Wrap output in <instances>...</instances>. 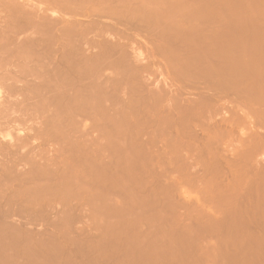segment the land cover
I'll use <instances>...</instances> for the list:
<instances>
[{
    "label": "rangeland",
    "instance_id": "rangeland-1",
    "mask_svg": "<svg viewBox=\"0 0 264 264\" xmlns=\"http://www.w3.org/2000/svg\"><path fill=\"white\" fill-rule=\"evenodd\" d=\"M129 1H132L133 5L138 3L136 0ZM153 4H155V8L160 9L161 14H165L163 17L164 22L166 20H172L173 30L178 37V42L174 43L176 44V48L179 47L176 53L182 52L180 54L182 58L184 57L183 59L187 58L188 60L194 56L195 59L193 58V60L196 62V67H199L201 62L200 67L208 69V82L206 80L204 81L203 74L197 77L195 76V79H193L194 77H185L187 73L182 77L179 73L168 67L166 64L167 58L160 49L162 42L152 37L151 31L149 32L145 27L140 28V23L136 19L122 17L117 21L115 18L102 17L101 20L104 22L117 21L118 27L112 31V34L119 36L124 43L126 49L124 57L141 62L144 65L143 75L149 88L161 90L172 87L173 91L168 93L167 98L173 100L182 96L186 101L196 102L199 98L203 97V94L207 95V97H204L206 101L208 98V102L205 101V104L207 105L208 103V105L201 115L191 119V124L188 126L189 129L186 131L187 133L180 137L181 143L177 140V145L178 143L181 145L179 150L182 152L180 151L181 153H179L178 150L179 154L177 153L178 155L175 156V153L173 157L172 152L174 150L177 152L178 148L173 141L175 137L157 130L153 121L149 124L152 127L147 128L148 132L155 133L156 135H115L114 140L119 139L120 146L126 148L129 155L132 154L130 150L139 153L140 159L137 158V160L134 154L132 155L137 168L132 165L133 160H131L128 168L130 177L128 175L125 176L126 174L124 177L123 171L125 170H121V168H125V166L122 164L123 166L121 167V165L117 164L119 171L116 170V167H113V169L116 170L117 175H119V172H122V174L120 176H114L115 178L111 184L112 189L116 190L115 192L111 191L113 195L111 192L109 194L105 193L107 197L103 200L99 197H90V199L89 197L85 196L83 198L84 196H81L71 203H61L63 208L74 206L76 213H72V216H64V218L60 217L59 214L52 215V217L47 216L49 218L36 216L37 218L30 219L32 220L31 222L29 220L28 224H33L30 227L27 222L25 223L23 217H19L20 219L17 218L18 220L22 219V224L23 222L25 223V228L31 234L30 232L27 234L28 230L24 229L26 232L18 231V234L20 232L19 236L15 233L18 236L17 238L14 234L11 235L15 237L14 241L12 240L14 244L15 241L18 242L17 240H19V244L21 245L16 243L17 246L12 245V243L10 245L9 237L6 234L3 235L4 237H2H7L6 239L9 242L5 239L6 244L3 245L8 246L4 247L1 244V264H7L8 262L6 261H9L8 264H81L82 262V264H264V0H156V3ZM154 6H151V8L153 9ZM155 8L154 10H156ZM171 10H175L176 13L174 11L173 13L175 14H173ZM220 35L223 39H219ZM185 36L188 38L186 39ZM223 36L225 37L224 49L228 51L229 43L234 42L231 44L232 46H229L233 48L235 45L234 50L230 51L231 49L229 48V52L224 49L220 51L221 44L224 41ZM227 38H231L230 42ZM216 41H222L219 44L220 49L217 47L218 43ZM187 42H190L188 44L193 42L197 47L194 44L192 46L196 49L198 48L196 50L192 47L195 50H192V56L189 54L191 56L190 58H188L189 56L186 52L189 51L188 53H191V50L189 49L184 52L186 50L185 46L187 47ZM199 48L203 51L199 50ZM223 56L226 57L228 62H233L234 65H232L233 63H227L225 60L226 63H224L221 60L222 58L225 59ZM202 58L206 62H204L206 65L202 63ZM199 59L200 62H198ZM232 66L235 68L234 72L238 71L240 73V71L244 72L247 70L245 71L247 73L244 72L246 75L241 73L243 76L245 75L246 79L244 80V77L241 78L237 72L236 74L233 73V70H231L233 69L231 68ZM198 67L197 69H201ZM232 73L236 75L234 79ZM113 74L114 71L112 69H105L101 74V78L106 83L111 82ZM215 78L218 80L222 78V80L219 82L215 81V85L213 86ZM251 89L256 92H253V94L255 93L254 97L248 92V90L252 92ZM17 115L15 114V116ZM24 117L27 119L26 122L24 121L25 119H22ZM24 117L16 118L11 120V122L7 120L9 123L6 122V119L0 120L1 143L14 142L15 147L17 146L22 152L32 151L36 148L41 150V152L46 151L48 156L57 154L56 149H59L60 146L59 140L51 139L46 141V135H34L39 131L37 128H39L42 122V116L39 118L32 117L33 119H28L27 116ZM33 121L39 122L35 124ZM88 123L91 124L89 120H87ZM31 124H34L36 129L30 131L29 135L17 134V129H22ZM6 132H10L12 135H2ZM64 136L66 140H79L83 147H86V145L91 147L96 145L98 147L99 144L101 146L102 143L107 141V136L97 135V131H93V135L88 136ZM116 136H118L117 139ZM127 142L132 144L130 145ZM150 142H153V144L156 142L154 144L156 145L155 149L153 148L154 145ZM140 144L143 146H140ZM168 144L172 145L168 146ZM167 147H169L168 150ZM171 150L173 151L171 152ZM108 152L109 149L103 148L101 151L103 155L100 154V157L102 158ZM149 155L153 156L151 157L153 160L150 159ZM168 155L171 157L172 162L168 160L170 159ZM179 155L180 157L182 156L181 159H184L183 161L178 159ZM147 157L152 161L154 168L152 166H146L145 161V165L140 163L139 160L143 159L149 161ZM177 159L178 161L176 162ZM155 161H159L160 163L157 162V164L159 163L161 166H156ZM168 162H170V165ZM173 162L177 167L173 166ZM148 167H150V171ZM146 169L148 177H153L148 178L147 174L145 175ZM142 174H144L143 176L145 178ZM210 175L214 177V180L213 177L210 179ZM116 177H119V180ZM120 178H123V180ZM125 178L127 180H124ZM208 178L210 182H208ZM93 179L89 181L84 179L87 181L84 184L88 187L90 186L89 191L95 192L96 190L98 191L101 184H99L97 179ZM146 180H148V183ZM141 182L144 184L141 185ZM124 183H131L127 185H130L127 187V193L124 190L126 186H122L125 185ZM208 183L213 185L216 183L218 190L224 196L222 197L219 191L216 190V185H208ZM102 184L107 185L106 183ZM120 184H122V187ZM94 186L95 188L97 187L96 190H94ZM137 187L142 194L138 193L139 190L136 189ZM141 187L144 189H141ZM252 189H254V192ZM120 190L123 192L121 193ZM170 191L172 193L171 197L169 196L171 194ZM162 192L166 193L170 198L167 196V198H164L165 196ZM225 192L230 195H225ZM137 193L138 196L136 197ZM88 194L90 195V193ZM234 194L236 197L240 196V198L237 197V200L234 199ZM147 195L151 196V198ZM218 196L222 199H218ZM231 197L233 198L230 199ZM225 198L227 200L230 199L229 204H226L227 200ZM145 199H147L148 205ZM91 203L94 205L92 206ZM102 203H106V205L108 203L107 206L111 207L112 214H105L103 216L91 213L90 215L89 212L86 213L84 211V209H90V212H93ZM154 211L155 214L153 213ZM8 220L7 223H15V220ZM87 224L90 225L88 226ZM86 226H88L90 231ZM150 226V229L153 228L152 230L154 231L149 229ZM44 227L49 228L45 229ZM158 227L159 230L157 231ZM84 228L85 232L81 231ZM164 230L167 231L164 232ZM183 230H185V234ZM133 232L135 235L137 234L136 238ZM147 232L150 233L148 234ZM258 233L260 234L259 237L257 235ZM170 234L174 236L171 238ZM182 234L185 236L183 237ZM251 234L254 235L251 236ZM126 235L128 236L126 237ZM173 237L174 240H172ZM180 238L182 242L179 241ZM41 240H44V242ZM138 240H141L140 243L142 242L143 244H139ZM176 240L178 241L176 242ZM188 241L190 245L187 243ZM35 250L36 253H34ZM167 250L169 252H165ZM151 253H153L152 259ZM13 254L15 255L13 256ZM149 254L151 260L149 259ZM2 255L5 257L3 258ZM8 255L10 257L13 256L15 259L13 257L10 258ZM117 257H119V260ZM159 257L164 260H159ZM79 260L80 263H77ZM46 261H50V263Z\"/></svg>",
    "mask_w": 264,
    "mask_h": 264
},
{
    "label": "bare ground",
    "instance_id": "bare-ground-1",
    "mask_svg": "<svg viewBox=\"0 0 264 264\" xmlns=\"http://www.w3.org/2000/svg\"><path fill=\"white\" fill-rule=\"evenodd\" d=\"M136 1L138 3L133 5V2L129 0H0V120L6 119V122L9 123V121L7 120H10L11 122V120H14L16 118L19 119L24 116H27L28 119L39 118L40 116H42L41 124L43 123V125L42 126L41 124L39 125V128H37V130L39 129V131L34 135H46V139H47L46 141H49L51 139L53 140L56 139L60 141L59 149H56L57 154L51 156L50 155L48 156L46 154V151L43 150L44 152H41V150H38L36 148L33 149L32 151L22 152L21 149H19L17 146L15 147L14 142L1 143L0 141V155H1L0 157V237L2 239V241L0 239V247L1 244L2 245L6 244L5 239L7 237H9L10 242L7 239L6 240L9 242L10 245L11 243L13 245L14 238L15 237L17 238L20 235V232L18 234V231L28 230L25 228L24 224L26 222L28 224L29 220L34 217L37 218L36 216L52 217V215L55 216L56 214L57 215L59 214V216L62 218H64V216L67 217L69 215L72 216V213L75 212L74 206L63 208V205H61V203H68V202L71 203L73 200L75 199L77 200L81 196H84L83 198H85V196L89 198L99 197L100 199L103 200L104 198L107 197L105 193L109 194L111 191L115 192L116 189L115 190L112 189L111 183L115 178L114 176L118 174L116 172V170L119 169L117 168V164L121 165V167L124 165L125 168L124 167L121 168V170L122 169L125 170L123 171V176L126 174L125 176L128 175V177H130L128 168L130 166L131 160H133L132 165H134V167L137 168L134 164L135 161L132 155L134 154L136 160L137 158L140 159L139 153L137 151L133 152L130 150L132 154L129 155V152L126 150V148H122L120 146L119 139H117L118 136H116L117 140H114L115 135H156L155 133L148 132V128H147V127L149 128L152 127V126L150 127L149 124L153 121L154 126L157 130H160L164 134L167 133V135H173V137H175L173 141L178 148H177V152L176 150L174 151L171 150V152L173 151L172 153L174 157L175 153H176L175 156H177L179 153L182 152L181 150H179V147L181 146L179 145L181 143L180 137H182L183 134L187 133L186 131L189 129L188 126L191 124V119L201 115L203 110L208 105V103L207 105L205 104L206 102H208V98L206 101L205 97H207V95L204 94L203 97L199 98L200 101L198 100L196 102L195 101L190 102L184 100L182 96L174 100L167 98L168 93H171L173 91L172 87H168L167 89H161V90H155V89L153 90L152 88H149L148 83L143 75L144 65L141 62H136L132 59H128L124 57V55L126 54L124 43L121 41L119 36H114L112 34V31L118 27L117 21H119L122 17H127L129 19H136L137 22L140 23L139 25L140 28L145 27L146 30H148L149 32L151 31L150 33L152 37L162 42L160 49L167 58L166 64L168 65V67H170L175 72L179 73V75H181L182 77H184L185 76L184 74L187 73L185 77L187 76L188 78L194 77L193 79H195V76L197 77L203 74L205 78L204 81L206 80V82H208L207 81L208 69H206L205 67H202L203 68L202 69L200 67L201 65L200 59L198 61L200 62V65L199 67L198 66L197 67L201 69H197L196 62L195 60H193V58L195 59V57L193 56L192 59L190 58L193 55L192 50L195 48L194 46H192V44H194L193 42H191V44H188L190 42L186 43L187 45V47L185 46L186 50L183 47L185 50L184 52H186L189 49L191 50L190 51L191 53H188L189 51L186 52L190 60H188L187 58L183 59L184 57L182 58V56L180 55L182 52L181 53L178 52V54L176 53L177 49L179 50V47L176 48V44L174 43L178 42L177 39L178 37L176 36L175 31L173 30L174 27L171 22L172 20H169L170 22L168 20L164 22L163 17L165 14L164 15L161 14L160 9L155 8L154 6L155 4H153L156 3V0H136ZM150 5L152 7L154 6L156 10H154V8L152 9ZM174 11L175 10H171L172 13ZM102 17H108L111 19L115 18L117 19V21L113 20L112 22L111 21L104 22L101 20ZM185 38L187 39L188 37L185 36ZM219 39H223L221 38V35L219 36ZM227 39H229L230 42L231 38H227ZM220 42L216 41V43H218V45L216 44L218 48L220 47L219 46V44H221ZM233 43H229L230 44L229 46H232L231 44ZM196 44L194 45L197 47ZM223 46L225 47V37L223 43L221 44V49L219 48L220 51L224 49ZM229 46H228V51L225 49L224 50L227 52H229V48L231 49L230 51L234 50L235 45L233 48ZM200 48L199 50H202ZM189 54H191V56ZM203 58L205 57L203 56ZM203 58H202L203 61L202 63L205 64L206 62L204 61ZM221 60H223L224 63L226 62L229 64L233 63V62H228L226 57L225 59L222 58ZM193 62L195 64V67ZM232 65H234V63ZM231 68H233L231 69L233 70L232 71L233 73L235 74L236 72L238 73V71L234 72L235 69L234 66H232ZM105 69H112L114 71L111 82L106 83L101 78V74L104 72ZM244 72L240 71V73L238 74L241 76V78L244 77L243 79L245 80L246 79L245 73L247 72L245 73ZM241 73L245 75L243 76ZM235 74H233L234 75L233 79L236 76ZM221 77L223 76L221 75ZM216 78L214 79L213 86L215 85V81L219 82L220 80H222V78L220 80ZM249 90H250V86H249ZM249 90L248 92L250 93V95L254 97V94L256 92L253 91L252 89H251L252 92ZM253 92L255 93L253 94ZM45 113L47 114L45 115ZM15 114L18 115L15 116ZM22 119H25V117ZM26 120L27 119H25L24 121L26 122ZM87 120H89L91 124L90 123L87 124ZM38 122H34V123L36 124ZM34 129H36L34 124L33 125L31 124L26 127H23L22 129L21 128L17 129L16 131H18L17 132L18 135H29V132L32 130L34 131ZM93 131H97V135L107 136L106 137L107 141L102 143L104 145L101 144V146H99L100 145L99 144L98 147L96 145L92 147L86 145V147H83L79 140H75V141H72L70 139L66 140L64 136V135L88 136V135H93ZM2 135H12V134L10 132H6ZM177 140H179L180 142L178 143L179 146L177 145ZM129 144L131 145L132 143ZM151 144H153V142ZM175 144L173 145L175 146ZM141 145L142 144H140V146ZM171 145L168 144V146ZM155 146L156 145L153 146L154 149ZM103 148L109 149V152L108 154L104 155L105 157L102 156L101 158L100 154H102L101 151ZM168 148L169 147H167V150ZM150 150L152 151V149ZM115 155L117 159L115 158ZM149 157L151 159V157L153 156L149 155ZM179 157L178 159L182 160L181 159L182 156L180 158ZM168 158H170L168 160L172 162L171 157H169V155ZM178 159L176 160V162L178 161ZM139 161L143 165L146 164V166H152V167L154 166L152 165V161L149 162L148 160L146 161V159ZM157 162H156V166H158L160 163L159 162L157 164ZM170 162H168L169 165ZM159 166H161V164ZM173 166L177 167V165H175L174 162H173ZM113 167L114 168L116 167L117 169L114 170ZM148 168L150 171V167ZM147 169L145 171V175L147 174ZM120 174H122V172L121 173L119 172V175L117 176H120ZM143 175L144 174H142V176ZM212 175H210V179L213 177ZM90 178L97 179L99 184H101L98 191L96 190L97 187L95 188V186L93 187L94 190H96L95 192L89 191L90 186L88 187L87 185H85L87 181L91 180ZM84 179H86L87 181ZM116 179L119 180V177L118 178L116 177ZM210 179L208 178L209 180L208 182H210ZM121 180H123V178ZM124 180L127 179L125 178ZM146 181L148 183V180ZM102 183H106L107 185ZM120 183H122V181H120ZM216 183L214 185H216ZM122 184H120V186ZM128 184L122 185V186H126L124 187L126 193L128 191L127 187L130 186V185L127 186ZM140 184L143 185L144 183L142 184L141 182ZM209 184L210 183H208V185ZM142 188L143 187H141V189ZM215 188L216 190H218L217 185L215 186ZM136 189H138V187ZM138 190H136V192L140 194L141 193L140 189ZM231 190L233 189L231 188ZM253 190L254 189H252V191ZM122 192L123 191H121V193ZM88 193H90V195ZM138 193L136 197L138 196ZM216 193L218 192L216 191ZM219 194H221L220 191ZM226 194L229 193L225 192V195ZM171 195L172 193L169 194L170 197ZM221 195L222 197L224 196L223 194ZM143 196L145 197V195ZM164 196H165L164 198L167 197L170 198L168 195H166V193H164ZM219 196L218 199H220ZM148 197L151 198V196ZM233 197H231L230 199H232ZM237 197L240 198V196ZM237 197L235 196L234 199L237 200ZM225 199L227 200V198ZM145 200L148 205L147 199ZM229 200H227L226 204H229L228 203L230 202ZM58 204L61 207H59ZM91 205L93 206L94 204L91 203ZM107 205L106 203L105 204L102 203L99 206V208L95 209V211L93 210V212H90V209H87L88 211L84 209V211L86 213L89 212L90 215L91 213L92 214L95 213L103 216L105 214L107 215L112 214V210L110 209L111 207H108ZM155 211L153 212L154 214ZM157 214L159 215V213ZM161 216L163 217V214ZM19 217L20 218L23 217V219H25L24 220L25 223L23 222L22 224V219L21 220L17 219ZM8 219H11V221L15 220V223H11V224L7 223L9 221ZM31 221L32 220H30V222ZM154 224L156 223L154 222ZM168 225L170 224L168 223ZM30 226H33V224L29 225V227ZM88 226L86 227L90 231ZM85 228L84 230L81 231L85 232ZM150 228L151 226L149 227V229ZM158 230L159 227L157 231ZM131 231L133 230L131 229ZM165 231L167 230H164V232ZM25 232L22 233L26 234ZM29 232L30 231L28 230L27 234ZM183 232L185 234V230H183ZM15 233L18 236H16ZM5 234L7 237L3 238L4 237L3 235ZM13 234L15 237L11 236ZM133 234L135 235L134 232ZM171 234H173V232H171ZM174 235H175V231H174ZM174 235H171V238ZM253 235L251 234V236ZM257 235L259 237L260 234L258 233ZM10 236L11 238L13 237V239H11ZM127 236L128 235H126V237ZM172 240H174V237ZM17 241L18 242L15 241L14 246L15 245L17 246L16 243L19 244V240ZM140 241L139 244L142 243V242L140 243ZM177 241L178 240H176V242ZM179 241H181V238ZM42 242H44V240ZM187 243H189V241ZM3 246L5 247L8 245H3ZM165 252H169V251L167 250ZM34 253H36V250ZM151 254H152L151 255V259H152L153 253ZM14 255L15 254H13V256ZM118 258L119 257H117V259ZM149 259H150V254H149ZM159 260L162 259H160L159 257ZM6 262L9 263V261ZM47 263H50V261ZM77 263H80V260Z\"/></svg>",
    "mask_w": 264,
    "mask_h": 264
}]
</instances>
